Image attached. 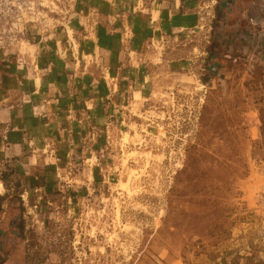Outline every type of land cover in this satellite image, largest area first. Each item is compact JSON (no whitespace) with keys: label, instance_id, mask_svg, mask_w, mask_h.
I'll return each instance as SVG.
<instances>
[{"label":"rangeland","instance_id":"rangeland-1","mask_svg":"<svg viewBox=\"0 0 264 264\" xmlns=\"http://www.w3.org/2000/svg\"><path fill=\"white\" fill-rule=\"evenodd\" d=\"M68 1L38 0L40 32ZM234 2L195 0L192 26L124 5L127 35L125 18L152 15L132 61L149 87L122 131L88 127L101 147L80 164L4 163L0 264H264V0Z\"/></svg>","mask_w":264,"mask_h":264},{"label":"crops","instance_id":"crops-1","mask_svg":"<svg viewBox=\"0 0 264 264\" xmlns=\"http://www.w3.org/2000/svg\"><path fill=\"white\" fill-rule=\"evenodd\" d=\"M233 1L238 0L221 4L228 8ZM124 5L154 11L159 24L168 19L195 24L189 15L195 0H72L60 24L43 33L37 23L25 40L34 46L33 54L8 63L11 56L0 52V169L4 163L30 170H44L48 163L49 171L80 164L90 147L93 152L101 147L100 132L109 118L116 133L132 121L126 101L149 87V69L132 61L134 55L147 61L143 46L150 36L143 35L142 22L151 27L153 20L150 14L143 19V13L130 14L125 20L134 32L125 34ZM90 125L99 129V137L86 144Z\"/></svg>","mask_w":264,"mask_h":264},{"label":"built area","instance_id":"built-area-1","mask_svg":"<svg viewBox=\"0 0 264 264\" xmlns=\"http://www.w3.org/2000/svg\"><path fill=\"white\" fill-rule=\"evenodd\" d=\"M41 3L38 0H0V52L21 44L38 23ZM48 14V11H46ZM9 53V51H8ZM258 205L264 210V190L257 193Z\"/></svg>","mask_w":264,"mask_h":264},{"label":"bare ground","instance_id":"bare-ground-1","mask_svg":"<svg viewBox=\"0 0 264 264\" xmlns=\"http://www.w3.org/2000/svg\"><path fill=\"white\" fill-rule=\"evenodd\" d=\"M25 41V40H24ZM39 81V80H38Z\"/></svg>","mask_w":264,"mask_h":264}]
</instances>
